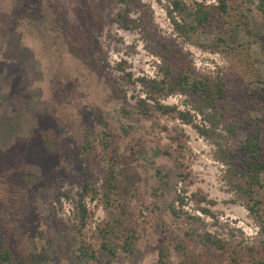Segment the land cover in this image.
I'll return each mask as SVG.
<instances>
[{
  "label": "rangeland",
  "instance_id": "rangeland-1",
  "mask_svg": "<svg viewBox=\"0 0 264 264\" xmlns=\"http://www.w3.org/2000/svg\"><path fill=\"white\" fill-rule=\"evenodd\" d=\"M12 1L0 0L2 239L14 249L34 253L36 264H79L80 239L73 229L77 192L85 171L100 191L103 156L113 154L118 190L111 211L123 218L115 232L126 234L132 228L135 240L130 250L119 243L113 253L102 248L96 224L108 214L99 195L85 196L88 214L81 238L92 245L94 255L84 257V264H156L157 247L164 243L169 264L181 258L175 243L222 261L229 255L246 258L249 247L254 253L264 248V218L248 212L231 186L236 174L228 170L238 168L243 129L227 138L230 152L224 163L213 155L212 143L180 121L175 111L153 110L152 116H143L135 103L143 94L140 84L115 66L123 59L133 76H153L156 52L164 41L197 74L220 77L222 118L233 120L245 86L264 88V20L253 3L231 0L247 15L246 24L226 35L229 43H249V56L238 63L236 54L182 41L164 13V0H140L141 5L130 0H34L28 13L26 1ZM144 5L149 13L142 11ZM117 10L127 11L134 22L121 24L115 19ZM20 14L25 18L17 20ZM197 35L210 40L207 33ZM161 101L185 105L179 92ZM252 113L263 117L258 139L264 159V110ZM83 128L93 142L89 152L81 148ZM260 179L264 181V167ZM192 192L213 200L209 208L216 221L197 209ZM176 194H183L184 201L175 215L167 203L173 199L176 204ZM260 197L264 202V186ZM203 229L223 238V248L199 243L197 233Z\"/></svg>",
  "mask_w": 264,
  "mask_h": 264
},
{
  "label": "trees",
  "instance_id": "trees-1",
  "mask_svg": "<svg viewBox=\"0 0 264 264\" xmlns=\"http://www.w3.org/2000/svg\"><path fill=\"white\" fill-rule=\"evenodd\" d=\"M23 1L29 4L25 6L24 12H31V5L34 4V0ZM130 1L135 5H141L140 0ZM248 2L254 4L260 17L264 20V0H248ZM2 4L3 2H0V6ZM235 6L231 0H215L214 3H205L203 0H164L162 2V8L173 31L182 41L196 42L200 47L211 51L236 54V61L241 63L245 57L249 56L248 41L229 43L226 38V35L233 29L247 23L246 13L241 7L235 9ZM142 11L149 13L148 6L144 5ZM17 17V20L21 17L25 18L23 14ZM115 19L123 25L134 22V18L124 10H117ZM198 32L209 34L210 40L207 42L199 40ZM156 53L158 54L157 69L153 76L147 74L133 76L131 70L125 68L123 59L115 63L116 69L121 71L122 76L139 83L143 90V94L137 95L135 98L138 110L145 117L152 116L153 110L163 114L175 111L176 117L180 121L190 124L198 134L212 143L213 155L224 163L227 162L230 152V149L225 145L227 138L235 133L236 129H243L244 137L239 143L242 154L239 157L238 168L236 171L228 168L229 171L236 174L237 178L231 186L240 197H243V203L248 212L256 219H263L264 202L260 197V189L264 186V181H261L260 173L264 167V159L258 139L263 117L254 115L252 112L264 110V88L253 91L246 85L244 98L236 108L233 120H226L222 118L223 111L220 98L223 93V82L219 76L210 78L197 74L190 63L177 51L170 49L164 41L161 42V48ZM173 92L184 95L185 105L183 108L161 101L162 97ZM121 109L123 113L127 114L126 108L122 107ZM196 115L199 116V121H195ZM83 129L81 148L85 152H89L93 149V142L89 136L90 131L87 128ZM101 144L105 151L108 146L106 138ZM164 154H169V151L164 150ZM103 159L100 191L94 186L90 175L85 171L80 191L77 192V222L73 229L80 239L77 246L79 264H84V257L94 255L92 245L81 238L82 227L88 214L84 203L85 196L93 199L99 195L101 206L108 214L106 220L96 224V229L101 234L99 245L102 248L113 253L115 244L119 243L125 250H130L135 240L132 228L126 234L119 235L115 232L118 228L120 229L123 223L122 213L114 216L111 211V207L116 205L115 196L118 190L115 172L116 157L113 154H108L104 155ZM183 189L181 188L182 192ZM191 196L197 205V209L216 221V216L209 208L213 200L196 192H192ZM176 197V204H174L173 199L167 203V208L175 215L180 213V205L184 201L183 194H176ZM197 241L215 249H222L224 244L223 238L207 229L197 233ZM173 248L181 252V258L177 264H264V248L254 253L249 247L246 258L229 255L224 261L209 259L181 243L173 244ZM36 262L37 258L34 253H25L17 248L14 249L12 242L0 237V264H36ZM156 264H169V246L167 243L157 247Z\"/></svg>",
  "mask_w": 264,
  "mask_h": 264
}]
</instances>
